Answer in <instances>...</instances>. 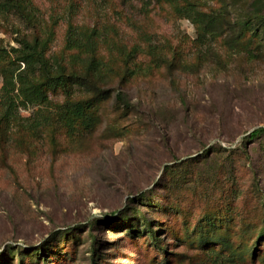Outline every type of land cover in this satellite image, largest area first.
<instances>
[{
	"label": "rangeland",
	"instance_id": "1",
	"mask_svg": "<svg viewBox=\"0 0 264 264\" xmlns=\"http://www.w3.org/2000/svg\"><path fill=\"white\" fill-rule=\"evenodd\" d=\"M34 2L40 24L55 25L57 48L70 25L80 35L87 26L110 38L122 13L148 22L162 43L179 45L191 65L172 73L163 68L128 86L135 109L125 114L107 103L102 124L72 142L38 137L17 145V128L9 123L0 147V253L7 263L90 264L93 233L101 264H188L185 253H202L195 264L206 257L207 264L224 258L231 262L223 264H252L247 255L264 227V136L244 139L264 126V57L250 61L211 40L199 62L191 50L194 25L168 22L158 10L143 19L137 0L131 1L135 14L126 0ZM0 23L30 31L14 17L6 23L0 17ZM13 36L0 28L4 45H14ZM2 85L0 76V96ZM35 110L16 109L15 116L26 119ZM167 165L173 169L163 194ZM151 197L157 210L145 207ZM132 207L155 215L166 255L146 233L131 229ZM93 220L99 223L91 227ZM69 228L67 242L51 241L53 232ZM227 242L232 252L226 254L221 245ZM40 247L48 248L38 258L32 253ZM20 248L28 251L25 257ZM221 250L224 258L215 261Z\"/></svg>",
	"mask_w": 264,
	"mask_h": 264
},
{
	"label": "trees",
	"instance_id": "2",
	"mask_svg": "<svg viewBox=\"0 0 264 264\" xmlns=\"http://www.w3.org/2000/svg\"><path fill=\"white\" fill-rule=\"evenodd\" d=\"M131 1L133 5V0H126L130 12L135 14ZM137 1L140 4L138 14H142L143 19L147 17L150 20L148 16L153 10H158L160 16L168 22L172 19H188L196 30L197 37L191 41V50L199 62L207 58L205 48L211 40L219 42L232 54L244 55L250 61L264 57V0ZM38 13L39 7L34 0H0V17L4 23L14 17L30 29L26 32L18 25L9 29L0 23L5 33L9 32L12 36L15 34L14 45H4L3 39H0V76L3 81L0 96V147L3 146L4 130L11 122L17 128L14 136L17 145L26 138L32 140L42 137L49 143H56L59 138L69 142L77 140L85 133H93L102 124L107 103L113 101L125 114L135 109L125 91L128 86L140 79L155 77L163 68L172 73L191 65L185 57L186 52L177 47L179 45L159 41L148 22L143 23L138 16L131 20L122 13L118 14L120 22L116 21L119 25H114L110 38L98 28L90 29L87 26L79 28L80 35L70 25L64 42L57 48L55 25L43 27ZM30 107H36V110L29 118L20 119L15 116L16 109ZM263 136L264 126H260L252 130L244 141H255ZM210 150L212 148L205 149L204 153ZM172 169L170 165L165 167L166 181L161 187L163 194L166 193ZM145 198L143 195L142 200ZM145 207L157 210L160 206L156 197H151L147 199ZM131 210L137 214L136 220L129 223L132 224L131 229L146 233L150 245L166 255L168 248L164 244L165 237L158 229L155 215L153 217L151 212L147 214L138 207H132ZM97 223L99 220H93L90 225L93 227ZM69 229L64 233L53 232L51 241L67 242L69 233L73 232L72 228ZM89 235L90 264H101L98 240L93 233ZM71 239H79V235ZM263 244L264 227L252 253L247 255L252 264L259 262V257L264 258V254L260 255L257 249V246L263 247ZM47 248L40 247V251L36 250L32 254L39 258ZM221 248L228 249L225 252L217 251L215 261L224 258L221 253L232 252L228 242L222 243ZM19 253H24L25 257L28 251L20 248ZM201 254L194 256L185 253L184 258L188 264H195L196 256L200 257ZM1 255L0 264H8V258ZM201 262L207 264V257ZM224 262L231 261L224 258ZM213 263L223 264L222 261ZM164 264H170V261L164 260Z\"/></svg>",
	"mask_w": 264,
	"mask_h": 264
}]
</instances>
